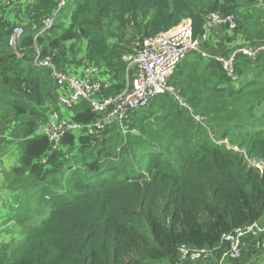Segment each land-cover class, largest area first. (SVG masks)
<instances>
[{
	"label": "trees",
	"instance_id": "obj_1",
	"mask_svg": "<svg viewBox=\"0 0 264 264\" xmlns=\"http://www.w3.org/2000/svg\"><path fill=\"white\" fill-rule=\"evenodd\" d=\"M71 1L67 17H57L34 42L59 2L35 0L18 23L32 22L37 31L25 26L14 49L7 44L9 20L0 23V109L13 116L9 134L18 152L17 167L0 186L6 230L0 264H185L181 245L218 246L217 264L227 248L222 236L264 215V168L249 164L264 162V49L254 60L235 55L236 79L221 63L192 52L169 80L178 98L153 99L107 127L101 140L66 134L51 151L37 121L58 87L50 70L33 66L34 43L63 71L97 67L109 84L101 95L114 97L125 87L123 58L133 39L184 19L198 39L204 16L219 12L233 16L236 28L214 44L208 35L201 49L228 58L242 47H264V11L254 14L251 0ZM72 112L71 121L82 125L98 117L83 102ZM160 134L162 144L150 141ZM130 143L131 154L125 150ZM257 255L250 245L229 264H258Z\"/></svg>",
	"mask_w": 264,
	"mask_h": 264
},
{
	"label": "built area",
	"instance_id": "obj_2",
	"mask_svg": "<svg viewBox=\"0 0 264 264\" xmlns=\"http://www.w3.org/2000/svg\"><path fill=\"white\" fill-rule=\"evenodd\" d=\"M251 1L256 7L264 6V0ZM67 2L68 0H59L53 13L43 21L41 30L34 37V42L38 36L53 27L56 16ZM203 28L204 34L198 39H193L191 20L184 19L168 31L141 40L133 39L130 52L123 58L126 63L125 87L114 97L101 95L102 88H108L109 84L100 78L97 67L86 66L82 76L77 77L69 71L58 69L53 63L52 56L43 57L40 48L34 43L32 64L36 68L50 70L51 78L59 88V104L67 110H72L83 102L98 116L92 124L82 125L67 120L56 111L49 110L44 119L37 121V127L39 134L47 138L51 151L60 149V141L66 134L91 136L100 140L107 127L121 125L131 112L146 109L153 99L163 94L178 98L169 85V80L177 66L192 52L221 63L224 70L236 79L233 74L235 55L241 53L254 60L258 52L264 49V47L256 49L242 47L235 50L228 58L208 55L202 51L201 45L207 42L209 32L222 28L233 32L236 23L233 16L211 12L204 16ZM24 32L23 27L15 26L8 37V46L14 49L16 41ZM222 244H226L227 248L222 252L217 264L240 260L249 251L250 245L254 246L258 255L264 259V221L254 222L223 235L220 241V245ZM217 250H219L218 246L210 249H193L181 245L177 252L181 262L194 264L211 260Z\"/></svg>",
	"mask_w": 264,
	"mask_h": 264
},
{
	"label": "rangeland",
	"instance_id": "obj_3",
	"mask_svg": "<svg viewBox=\"0 0 264 264\" xmlns=\"http://www.w3.org/2000/svg\"><path fill=\"white\" fill-rule=\"evenodd\" d=\"M71 5H72V1L69 0V3L67 5L66 8L62 9L64 10L62 13L61 11L59 12V14L56 16L55 20H54V23L57 19V17H67L68 13L70 12V9H71ZM253 7V11H254V14H260L261 12L264 11V6L263 7H256V6H252ZM12 8H14V6L11 5V0H1V3H0V23L5 21V20H9V27H11V30L15 27V26H18L17 24V21L12 18ZM61 13V14H60ZM21 20H26L27 19V14H24L21 16ZM260 19H262V23L264 24V12H263V17H259ZM66 28V25L65 27ZM219 30V29H217ZM216 30V31H217ZM126 37L128 38V40L132 39L131 36L129 35H126ZM211 38L217 40L218 38L214 36V34H212ZM211 38H210V42H213L214 43V40L211 41ZM203 48V46H202ZM203 50L206 51V53L208 55L212 54L211 52H213V50L211 49V52H207V48H203ZM15 52V51H13ZM196 53V52H194ZM199 54V53H197ZM200 55V54H199ZM201 56V55H200ZM202 57V56H201ZM203 58V57H202ZM205 58V57H204ZM184 61V60H183ZM76 66L74 67H70L71 69H75ZM77 68V67H76ZM39 69V68H37ZM70 72V71H69ZM53 87V86H51ZM59 88L56 89V93H55V100L52 101V100H45L44 103L46 104V107L48 109L47 111V114L49 113V110L50 111H56L57 113L63 115V117H65L67 120H71V116H73V112L72 110H75L72 109V110H67L64 106H61L58 102V98H59ZM9 111L7 109H3L1 108L0 109V158H2V160H4L6 163H10L9 166L11 167L9 170H11L13 167H17V150H15L16 146H15V141L13 138L10 137V128L12 126V119H13V116L12 115H9ZM195 120L197 122H202V118L200 117H195ZM155 119L152 120V126L155 124ZM122 132L123 133H126L125 129L122 127L121 128ZM103 138V136H102ZM101 138V139H102ZM152 139H150V141L156 145H159V144H162V140H163V137H161V134L160 135H153L151 136ZM100 139V140H101ZM132 143H130L129 146H126L125 150H127V152L129 154H131V150L133 148V146L131 145ZM108 145V144H107ZM65 153H66V150H65ZM126 153V152H125ZM4 158V159H3ZM249 164L251 167H258L260 169L264 168V162H255L253 160L249 161ZM142 169L144 168V166L141 167ZM8 174L7 175H4L3 176V180L0 181V186L1 184H4L6 183V178H7ZM261 221H264V215L261 219ZM6 233V230L5 231H1V228H0V237L1 235L5 234ZM1 240V238H0ZM259 256V255H257ZM257 259H259L258 261V264L259 263H264V259L262 257H258Z\"/></svg>",
	"mask_w": 264,
	"mask_h": 264
},
{
	"label": "crops",
	"instance_id": "obj_4",
	"mask_svg": "<svg viewBox=\"0 0 264 264\" xmlns=\"http://www.w3.org/2000/svg\"><path fill=\"white\" fill-rule=\"evenodd\" d=\"M34 1L35 0H11V5L14 6V8H12V18H14L17 21V24L20 27H23V28L25 26H29L30 29H32L33 31L36 32L37 29L36 28L33 29L32 26H31L32 22H27L28 24L27 23H25V24H19L18 23L22 19L21 16L25 14V12H26L28 7L32 6ZM0 3H1V0H0ZM43 21H42V23H43ZM65 25H67V23ZM222 29H220L218 31L214 30L212 32H209L210 34H208V35H209L210 38H211L212 34H214V36L218 38L217 40L211 38V41L214 40V43L224 41L232 33V32H230L228 30L222 32ZM210 38H209V40H210ZM214 43L211 42V44H214ZM84 68H85V66H83V67H81V68H79L77 70L74 69V71H76L77 77L82 76ZM100 78L102 79L101 75H100ZM102 80L104 81V79H102ZM9 164L10 163H8V162L6 163L4 160H2V158H0V180L3 178L4 175H6L10 171L9 169L11 167L9 166ZM0 228H2V227L0 226ZM214 257H215V255H214ZM214 257L211 260L207 261L206 263L197 262V263H194V264H216ZM255 259H256V256H254L253 260H255ZM224 264H229V261H226Z\"/></svg>",
	"mask_w": 264,
	"mask_h": 264
}]
</instances>
